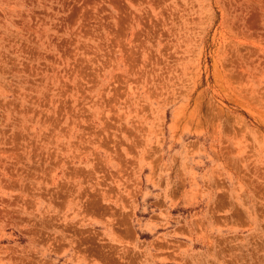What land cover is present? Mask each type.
<instances>
[{"label":"rangeland","instance_id":"1","mask_svg":"<svg viewBox=\"0 0 264 264\" xmlns=\"http://www.w3.org/2000/svg\"><path fill=\"white\" fill-rule=\"evenodd\" d=\"M0 264H264V0H0Z\"/></svg>","mask_w":264,"mask_h":264}]
</instances>
